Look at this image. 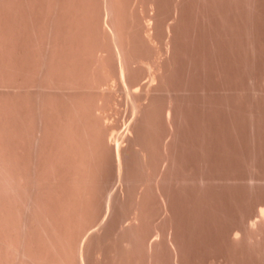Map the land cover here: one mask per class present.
<instances>
[{
  "label": "rangeland",
  "instance_id": "obj_1",
  "mask_svg": "<svg viewBox=\"0 0 264 264\" xmlns=\"http://www.w3.org/2000/svg\"><path fill=\"white\" fill-rule=\"evenodd\" d=\"M9 1V4L13 2L12 0ZM14 1L16 7L18 1ZM26 1L32 3L30 7L29 4L22 5L21 3L20 5L19 2L18 4L22 8L26 6L27 10L23 9L25 12L30 11L32 16H29V14L21 9V11L26 14V16H24L22 13V16V14L18 12L20 11V6H17L20 8L16 7L19 10L14 9L16 13L18 12V16L21 14L20 16L23 17H20L21 22L17 19L14 21V17L12 18L11 15L14 12L11 10L12 8L10 9L13 11L12 14L11 12H6L10 7H14V4L9 5L8 2L7 4L6 2L5 4L2 2V4L8 7V9L5 7L7 10L4 8V10H6L4 12L3 8L0 6V8H2L0 9V16H2V20L0 19V37L2 38V41L0 40V82L2 83L0 84L4 83L3 87L8 86L6 88L4 87L5 90H3L4 88L0 85V89L3 88L0 90V117L2 118L0 124L4 126V129L0 126V134L4 131V133L1 134L0 141L5 139L6 143H4V141L3 143L10 147L14 143L11 142L13 140L11 139V135L13 134L11 130L15 128V126L13 127L10 125L11 121H15L12 117L16 114H18L17 116L21 114L20 117L23 120L24 116L26 117L24 113L28 114L33 111L34 107L31 105L37 103L34 102V100H36L33 98L35 96H32L34 94H30L34 99L32 100L31 97L25 95L26 92L21 93L29 97L30 101L28 100V102L25 100L26 97L24 95H20V98L19 96L13 97L14 93L9 90L8 85L10 80L13 81L14 79V77L11 79V75H14L11 73L16 67H19V65L20 68L17 69H21L23 61L25 62L23 64L25 69L30 68L32 63L33 67L36 66L35 64L38 59H35L36 63L34 64V56L32 60V55L36 54L35 58H38L36 57L38 56L36 52H39V47L36 45H39V43H37L36 40L31 41V38L40 36V43L42 42L41 49H43V53H45L44 55H46L45 58L47 59L46 64L52 61L54 57H58L56 56V50L54 51V45H56L54 43L59 41L58 46L60 47L63 44L61 39L62 41L65 39V42H67L66 39L68 38V42L72 43L73 41L71 45L73 46L72 49H74V52H69L70 48L63 49L65 52L67 51L68 54L75 53V55L71 54L72 57L75 56V61L71 63V59L67 60L71 61L69 62L70 64L67 61H63L69 58L66 52V54L64 53L61 56V58L63 57L62 62H60L61 64L64 65L68 63L70 66L75 65V67H82L83 69L98 68L100 67L98 57L100 54H105L107 57V62L105 63L109 64V66L106 64L107 67L111 68V72L115 71H112L114 66L116 68V62L112 59L113 57H110V44L112 43L111 38L107 37L110 34L108 31H104L105 21H102L104 20V16L100 18L105 10V8L104 10L102 8V5L104 6V1ZM114 1L115 2L111 1L113 2L111 3L112 5L114 3H119V1L121 5L117 4V8L115 5L113 6V8L115 7L114 11L118 14V9L120 15H117L113 11L114 15L116 14L117 16V18L113 17L115 22L118 18L119 19L116 22L117 25H112H121L117 28L122 29L118 32L122 35L124 38L122 39L126 43V57L129 66L133 69L131 70V76L132 73H134L135 76H132L134 81H147L161 65L163 68L161 69L160 66V70L163 71V69H166L165 71H167V74L161 71V75L159 73V76L164 78L165 75V81H163L161 77L160 79L162 80H159L158 75L157 79L161 82L163 81V83L160 82L162 86L164 84H166L167 87L169 86L168 88L170 89H168L166 85L163 88L165 89L166 87L167 89L165 90H167V92L171 91L169 92L171 95L163 92L164 89L156 79L160 89L157 88L154 90V92H157L156 90L159 91L155 93L158 95L154 93L151 94L152 98H154L153 100L156 101L153 102L151 98L150 104V102H148L149 99H146L147 102L145 101V103H147V105L149 104V106L153 104V107H149L150 109L147 108L149 113L146 112L149 115L144 112V116L146 114L149 116V119L142 116L148 119V121H145L146 124H143L142 120H140V122L137 121L139 124L142 123L141 126L136 124L139 127H136V131L134 130V125L136 123L135 117L138 115L135 114L137 112L133 109L132 105H130L131 102L129 103L127 101L128 99H126L127 95L124 94L125 92L119 90L116 93L117 97H115V99L111 98L108 100L110 102L108 106H110L107 107L108 109L104 108L105 111L107 109L106 118H103L104 115H101L103 112V114H105V111L100 110L103 109V107L99 108V102L97 103V101L93 99L96 101V103H94L92 99L90 100L92 103L90 104L91 106L94 104V108H96L97 104L99 108L97 109V113L100 111L101 113L99 114L103 118L102 121L105 120L101 122L105 123V126H108V128L105 127L106 129L100 128L102 126L100 122L101 125L99 124V129H102L101 131H105L110 127V129L107 130V132L109 131V135L107 136H110L109 138L111 139L114 136L116 138V135L120 134L122 130H127L126 126L129 128V131L131 127H133L135 132L131 130L132 132H129L127 136L132 134L137 144L134 143V145V139L131 138V140L130 137H127L125 139L126 143L123 144L124 146H128V150L124 149V152H127L126 156L124 153L125 159H127V170H124L126 174H123V181H119L117 177V161H115L114 152H111L113 150L108 148L110 153L104 150L103 156L100 157L105 160H101L98 156H94L96 152L93 155V157H95V159L92 160V169L94 168V171L91 170L94 175V179L92 175V181L94 180L93 183L91 181L93 190L91 191L92 195H88V197L91 198L87 197V200L91 199V203H89L91 207H87L91 210L88 212L85 208V204L89 201H85L86 203L80 202L81 208L85 211L82 210V212L80 210L82 215L80 213L78 214L79 218L82 216V220L80 219L81 223H79V218H77L79 221H76V224H79V227H76L79 229L76 230V228H74L69 232L70 235L73 232L71 235L72 237L69 235L71 241H73L72 243L74 244L75 241V239H72L74 238V234L76 238L79 236L76 240L79 242L82 238H85L82 236V233L84 231L86 232L87 227L95 226L94 228L92 227L90 231L93 232L92 230L95 229L94 232H96V230H99L91 234L92 239L90 240L89 238L88 240V243L91 241V243H89L90 248L87 247L90 264H264V216L260 213L262 208H264V0ZM23 3L25 4V1ZM101 11H103V14ZM1 12L3 14L5 12L7 14L10 13L11 17L8 19V15L5 18ZM99 12H101V16L98 14ZM27 16L29 17L27 18ZM12 21H14V23ZM115 22H113L112 19L109 23ZM17 25H19L21 29L19 26L17 27ZM22 30L23 34L21 35ZM18 31L20 34H17L19 33ZM65 35L67 36L66 38L64 37ZM17 36H21L19 38L20 40L17 42L19 44L17 50L18 54L14 51V47H17L16 41H13ZM48 36H51V38ZM53 36H55L54 40L58 37L56 42L53 40ZM84 36H86V38H84ZM69 38H72V41H69ZM15 40H18V38H15ZM34 41L36 45L33 44ZM50 43L54 45L51 47ZM69 44H65L64 46L68 48ZM58 46H55V48ZM34 50H36L35 54H33ZM51 51H54L53 54L55 53L53 58L51 57ZM14 52L18 58H16L17 56L15 57ZM60 53L62 52H58V54ZM63 55H66L67 58ZM49 58H51V60H49ZM17 59L19 60V65ZM14 60L15 64L17 62L18 65L15 66V69H13L14 67L12 66L15 65L13 63ZM25 60H27V63H30V67ZM56 60H58V58H56ZM56 60L53 59L54 62H51L53 66L58 63L55 62ZM20 61L22 64H20ZM60 63L57 65L60 66ZM25 69L22 72H26ZM158 71L159 69H157V72ZM22 74L21 77L23 79ZM95 77L94 79L92 78L91 81L100 83L109 82L108 85L111 83L110 80L107 82L104 76L98 75V77ZM150 79H152V77ZM161 89H163L162 92ZM159 95L161 98H159ZM167 96L169 99L170 97L172 98V101L170 99L172 103ZM19 101L24 102H20L19 104ZM26 102L29 104L24 105ZM15 103H17V105ZM18 104L21 106L18 107ZM15 105L17 106V111L14 108L16 107ZM106 105L107 103H104L103 106L106 107ZM172 105L175 106H173L175 109L172 108ZM6 107L7 109H12L13 113L11 110H4ZM21 107H23V111L28 110V112L20 111ZM31 107H33V109ZM28 108H31V110ZM166 108H168V112ZM172 109L175 110V112L171 111ZM6 110L13 115L10 117L9 113L10 119L7 116L8 112L5 114ZM14 111L17 113H14ZM34 112H36V110ZM34 112L31 114L34 115ZM170 112H172V116L175 114V118L173 117L172 119L173 124L175 121V124H172L174 127H171V123L167 125L168 120H165L168 119L167 114ZM93 113H95V111ZM97 113H95L96 116L95 114L92 116L98 117ZM23 114L24 116L22 118ZM31 114L29 113V116ZM2 116H4V118ZM92 116L91 118L94 119ZM28 118L30 119V117ZM53 118L55 119L57 116ZM32 119H37V122L34 121L36 122L35 124L32 123L33 121L30 122V126L29 123H25L26 121L28 122L27 118L23 120H26L25 122L21 121L25 123L23 125V130L25 129L24 131L27 133H24L22 130V126L20 125L21 122L18 123L19 125L12 122L16 124V128L18 126V129L15 130L18 136L21 130L23 131L22 138L25 141V143H23L25 152L19 153L22 156L25 154L30 156L32 154L31 151L34 153L31 146L33 142L32 137L35 134L37 135L35 128L38 126L39 117L34 119L32 116ZM96 119L97 118H95V120ZM57 120L54 121L50 119V122L53 121L54 123H51L52 129H56L55 124H61L59 123L60 120ZM131 120L135 121L134 125ZM1 121H3V124ZM128 123L129 125H127ZM19 126L21 130H19ZM169 126L174 130L172 131ZM58 127L60 126H57V128ZM169 128L173 132L172 135L171 132H169ZM52 131L53 130H51L50 133L54 134ZM119 131L120 133H118ZM34 132L35 134L33 135ZM58 132L56 131V133ZM2 135H5V138H2ZM14 135H16V133H14ZM36 135L33 137L34 140L37 137ZM111 135H113V137H111ZM13 138H15L13 141H17V135L16 137L13 136ZM128 138L130 141H128ZM18 139L20 138L18 137ZM168 139L171 141V146ZM52 140L53 139L50 140V147L53 145V143H51ZM22 142H20L21 147ZM167 142L170 146L169 152L172 150L169 154V158L167 156L168 151L167 155L165 153V148L169 147L165 144ZM3 143L1 142L0 144L2 148L4 147ZM46 143V145H48V142ZM55 143L54 146L56 145ZM129 143L130 145H128ZM33 144L35 145V142ZM43 146H45V144ZM54 146H52V148H55L54 150L59 148L58 144L57 147ZM10 147L3 148L6 149L4 153L6 155L9 154V156H7L8 158L13 156V154L10 155L9 153ZM13 147L11 149L14 151ZM141 148H144L143 151L145 152L142 151L143 154ZM7 150L9 151L8 153H6ZM47 150H44L45 154H48L47 152L49 150ZM13 151L11 153L15 152ZM37 151L38 150H35L36 153H38ZM34 155L32 154V156ZM145 155L148 157L146 158L148 162L143 158ZM165 155L168 159H172L171 162L169 160V163H167L168 160H165L167 159ZM36 156L37 155H35V157ZM31 157L29 158L34 160V158ZM23 158L24 161L29 159H27L26 156ZM37 160L39 159L37 158ZM163 160L166 162L164 161L165 163H163ZM29 161L30 163H28L31 164V160ZM61 163H59V166ZM147 163L149 167H147L148 165L146 166ZM125 164L126 162L124 161V167L126 166ZM165 164L166 169L164 168ZM27 166L29 165L27 164ZM30 167L28 168L32 169V167ZM61 167V175L57 172L59 177H62V171H64V174L65 171H68L67 174L72 175L74 170L69 172L70 170H66L65 166H63L65 170ZM68 167L70 166L68 165ZM163 168L165 171H162ZM26 169L25 171H27ZM56 169H58V166ZM67 169H71V167ZM47 172L50 174L52 173V171L42 170L41 175L44 176L43 179H47L46 181L50 182L49 180L52 181L50 178H53V175H49L51 176L49 178L48 175L46 176V174H48ZM160 172L161 177L159 175ZM55 177L54 179L58 180L61 178ZM75 177L73 176V178ZM159 177L163 181H160L158 179ZM68 180L71 179L68 178ZM62 181L64 182L65 180L62 179ZM54 182L55 184L58 183L57 180H54ZM160 182H162L161 186H157ZM65 183L66 182L62 185L64 186ZM91 183L88 191L91 188ZM67 186L65 185L64 187ZM157 187H160V189L158 190ZM63 188L61 187L62 190H60V192L62 191V194L60 193L61 199H64L65 196L68 195V192L70 193L69 190L68 192L63 191ZM63 192H67L64 193L67 195L64 196ZM91 192L89 191V194ZM160 194H162V196ZM47 196V198L45 197L46 199L43 198V201L49 200L48 198H50L51 201L54 200L53 198L51 199L52 195L50 197L49 195ZM55 196L53 193V197ZM67 197L65 199H67ZM109 197L112 199V203L110 206L111 210L109 209L108 212L106 211L108 210L106 206L108 203L107 200L110 199ZM162 198H164V200L167 199V202H164ZM55 199L57 200L59 198L55 197ZM58 201L60 202V200ZM63 201L65 202L66 200ZM63 201L61 200V202ZM53 202L49 205L47 201L48 205L45 204V202L43 206L47 205L52 207ZM59 202L55 201L54 205ZM59 205L61 204L59 203L57 206ZM77 205L80 209L79 204ZM165 206H167L168 209H166ZM54 207L55 206H53L52 209ZM59 209L57 208V210ZM43 210V213L38 212L37 217H39V219L36 217L37 220L43 222L46 218L45 221H52L49 217L53 216V210L50 209L51 213H49L52 215L50 216L48 213V219L45 209ZM57 210L55 212H57ZM48 211L47 209V212ZM14 212L15 211H13V213ZM36 214H33V216L35 217ZM11 216H13V214ZM16 216L15 213L13 221L17 220ZM33 216L31 215L32 218L30 217L31 221L35 219ZM40 216L45 217L44 219H40ZM60 216L58 217V214L55 216L56 220L50 222L51 226L53 223L55 225V222H58V218L59 222L61 221ZM53 218L54 216L52 219ZM103 218L104 220H102ZM37 220L35 219V223L33 224H37ZM101 221L103 222L102 224L100 223ZM46 223H48V221H46ZM33 224L31 225V229L34 226V229H32L34 231L38 229L36 228L38 226ZM41 224L44 225V223H39V225ZM60 224H58V226ZM53 226L50 228L49 224H45V229H52ZM61 228V230H59L60 233L66 232L62 231L64 229L66 230L65 225ZM43 230L44 228L42 227L41 231L45 234ZM78 230L79 235L76 233ZM33 231H31L32 235L30 234L31 241L36 244L35 240L39 237L37 244L41 243L43 246L48 243V239L45 240V238L48 237V232H52L51 234H53V230L47 231V235L45 234L46 236L39 231L42 240L44 238V241H42L40 236H36L37 238H35L37 231L34 232L35 234L33 236ZM84 234L85 233H83V235ZM61 235L63 236L65 234ZM155 238L159 239L156 240ZM153 239H155V242H153ZM170 239H172V242ZM45 241H47V243ZM149 242L152 244L151 246L148 245L150 244ZM49 244H47L45 248L48 249L50 247ZM73 244H71V246H73ZM153 245L154 247H152ZM61 246H58V248H61ZM60 248L59 250H61ZM50 250H52L51 247ZM63 251H57L59 253L56 256L51 252H49V254L51 253V255L53 254V256L59 257ZM63 254H65V252Z\"/></svg>",
  "mask_w": 264,
  "mask_h": 264
},
{
  "label": "bare ground",
  "instance_id": "obj_2",
  "mask_svg": "<svg viewBox=\"0 0 264 264\" xmlns=\"http://www.w3.org/2000/svg\"><path fill=\"white\" fill-rule=\"evenodd\" d=\"M8 1H6V0L4 1L3 0V1L0 2V6L3 8V12L8 9V7L6 5H4L5 2L7 4ZM12 1H11L12 3H10V4H9V2H10L9 1L8 4L9 5H11V4L13 5L15 3V1L14 0H12ZM17 1L19 2L20 5H21V3H22V5L29 4V7H30V4H32V3L27 2L26 0H24L25 4L23 3L24 1L16 0V2ZM102 1H104L103 4L105 6L104 7L102 5L103 10L105 8L104 14H103V11H101L102 14H103L102 16L100 15L101 12H99L98 14L101 16V17L99 16L100 18H102L104 16L103 17L104 20H102L103 22L105 21L104 22V31H108L109 34H110L107 37L111 38V43H112V44H110V46L112 47V48L110 47V53H111L110 57H113L112 59L114 60V62H116V68L114 66L113 67L114 69L112 70V71L115 70L114 72H111V68L109 67L110 68L109 69L107 67V65L109 66V64L105 63V62H107V57L105 56V54H100L99 55L98 61L100 62V67H98V68H93V69L92 68H88V69L84 68L83 69L82 67H80V68L75 67V65L74 66L73 65L72 66L68 65L69 62L72 61L71 63H74V61H75V58H74L75 56L72 57V55H75V53H69L70 54L69 55L68 52L66 51L67 52V54H66V52L64 50V49H69L70 48L69 52H74V49H72L73 46L71 45V44H73L72 38L71 39L69 38V41H72V43L68 42V38L66 39L68 44L70 43L69 46H71V47L68 46V48H66V46H64L65 44L68 45L67 42H65V39H63V41L61 39V42L63 43L61 45L62 46V48H61V46L60 47L58 46V44H59L58 43L59 41H57L58 37H56V40H54L55 36H53V40L55 42L57 41L56 43H54L56 45L50 43V46L52 47V45H54V51L56 50L55 51L56 52V56H58V57H54V55H55V53L53 54L54 51H51L52 52L51 57L52 58L54 57L53 59H55V60H56V58H58V60H56L55 62L56 63L57 62L60 63L63 60V57L61 58V56H62V54L65 53L69 58H67L66 55H63L65 58H67L66 60L64 59L63 61L66 62L67 60L71 59V61H67L68 63H65L64 65L60 63V66H58L57 65L58 63H57V64H55L53 66V64L51 63L53 61V59H52V61L49 62L52 65V67H51V65L49 63L46 64L47 59L45 58L46 55H44L45 53H43V49H41L42 48L41 47L42 42L40 43V36L39 37L38 36L37 37H33L34 39L31 38V41L32 40H36V42L39 43V45L38 44L36 45V42L35 41L33 42V44H35L36 46L39 47L38 48L39 52H36V50L33 51V54H35V52L38 53V56H36L38 58H35L36 54L32 55V60H33V56H34V60H33L34 64L37 62L35 64L36 66L33 67L32 66L33 65L32 62H31L32 64L30 65V63H27V60H25L27 65L31 66V67L29 66L30 68L25 69V67L23 65L25 62L23 61V64H22V62L20 61L21 62L20 64H22L21 65L22 66L21 69H23V67H24V69L26 70V72H22V71H24V69L23 70L17 69V68H20L19 60L17 59L19 67H16V69H15V66L17 65V62L15 64V60L16 59L13 62L15 65H12V66L14 67L13 69H15V70L13 71L14 73L12 72L11 74H14L15 76L11 75V79L13 77H14V79H13V81L10 80V83H12V84H10V83L8 84L9 85V90L14 93L13 97H18L19 96V98H20V95L21 96L24 95V94H21L22 92H26L25 95H28L31 98H32V96H35L33 98L36 99V100H34L33 98H32V100H34V102H37L36 103L37 105L34 103V105H31V106L34 107V109L36 110L37 113L34 112L35 110L33 109V107H31L33 109V111H31L29 113L31 114V113L34 112L35 117H34L33 114H31L29 116V113L28 114L24 113L26 115V117L23 114L22 118L24 116V119L27 118L28 122L26 120H25L26 121L25 122V121H23L24 119L23 120L21 119L20 112H19L20 116H17L18 114H16V115L14 114L15 116H13L11 114L12 109H7V107L4 108V110L5 109H7L9 111L11 110V112H8L6 110L5 114L8 112V114H7L8 117H9V113H10V117L13 116L12 119L15 120V121H11L10 120L11 122L10 121L9 122H10L11 126H13V127L15 126L14 129L11 127L12 130H14V131L18 129V126L16 128V124H13L12 122L17 123V125H19L18 123L23 121L25 123H29V126H30V124H31L30 122L33 121L32 123L35 124L37 122L36 121L37 120L36 117L37 118L39 117V119H38L39 123H37L39 127L37 126L38 129L35 128L37 130V131L35 130V132H37V135L35 134V132L33 133V135L35 134L37 137L34 140L33 137H35V135L34 136L32 135L33 136L32 137V141L33 142H32V145H31L33 150H34L35 155L38 156V157L37 156L36 157L39 160H37V158L35 157L33 151H31L32 150L31 147H30L31 148L30 151H31V153L34 156H32V154L30 156H28L26 154L22 156V155L19 154L20 152L21 153L25 152V149H24L25 146H23L24 145L23 143H25V141L22 138L23 137L22 132L25 130V129L23 130V127H24L23 125L25 123H22V122H21L22 124L20 123V125L22 126L21 128H22L23 131L20 129V126H19V130H21V133H19V136H18V133L16 131L14 132V131L11 130V133H13L11 135V137H12L11 139L14 140L15 138H13V136L16 137V135H17V138H16L17 141H13L12 140L11 142H14V143L11 145V147L9 145L4 144V143H6L5 139H3L4 143H3L2 140L0 141V144H1V142L4 144L3 148H5V147L9 148L10 147V150H9L10 152L7 150L6 153L9 152L10 155L13 154V156L9 157L10 158L9 159L7 157V156H9V154L6 155L4 153L6 149H3L1 147V145H0V264H90V261L88 260L89 251H88L87 247L90 248V246H89L90 244L89 243H91V241H89V243H88V240H89V238L91 240L92 239L91 238L92 237L91 234L92 233L93 234L96 233L99 229L96 228V229H98V230H96V232H94L95 229L92 230L93 232H91L90 229L93 226L92 227L90 226L89 228L87 227L86 232L85 231L83 232L85 234L83 235V233H82V236L85 237V238L81 239V237H80L81 240L79 239L80 240L79 242L76 241L77 238H79V236H77V238H76V235L74 234V238H72V239H75L74 244L72 243L73 241H71V237H72L71 235L73 234V232L71 233V235H70L69 232L72 231L74 228H76V230L79 229V228L76 227V226L79 225V224H76V221H79L80 219L82 220V216L79 218V215H78L80 213V210L81 211L83 210L81 208V206H80L81 203H86L85 201H89L88 203L85 204V206H86L85 208L88 210V212L91 210V209H88L89 207H91L89 205V203H91V199L87 200V197H88V195H92L91 191L93 190L92 183H93L94 180L92 181V175H93L94 168L92 169V167H93L92 160L95 159V157H93V155L96 152V154L94 156H98L101 159L100 156H103L104 150H105V152H109L110 150H113L111 152H114V155H115V158H116L115 161H117V165H116L117 166L116 169L118 170L117 177L119 178V181L120 180L123 181L124 180L123 177L126 174L124 172L127 170V168H126L127 167V161H126L127 159H125L126 158L125 156H126L127 152H124L125 151L124 149L128 148V146H124L123 144L126 143L125 139L127 137H130V139L134 137L132 134H129L128 136H127V134L129 132H132V131L135 132L136 131L135 129L139 128L138 126H141L142 122H143V124L144 123L146 124L145 121L146 120L148 121V119H149L148 118L149 116L146 115V114L149 113L147 108L150 109L151 107H153V104H152V106L151 105L149 106V104L147 105V103H145V101L147 102L146 99H149L148 102H150V99L152 98L151 94L152 93L155 94V93L159 92L158 90H156L157 92H154V90L157 89V88L160 89L158 87L159 84L157 83V81L160 83L161 81H159V80H162V79H160L161 76H159V73L161 75V71H162V70H160V66L161 65L157 68V69H159L160 72L159 71L157 72V69H156V72L154 71L155 73L154 72H153L154 74L152 73L154 75V76L153 75L151 76L152 79H150L151 78L150 77L149 78L150 80L149 79H147V81L143 80L144 82H140V81L137 82V80L134 81L132 76H135V75H134V73H132V76H131V72H132L131 70H133V69L129 66V63H128V60H127V57H126V43H125V41H123L124 38L122 37V35L119 34V32H118V31L122 30V29H118L119 26H121V25L119 24V26H113V25H117L116 22L119 19L118 18L116 20V22H115V19L113 17L117 18V16H116L117 13L114 10H115V7L117 8L118 5H121V4H119L121 2L119 1V3H116V4L114 3L112 5L111 3L115 2L114 0H111L113 2H111L110 0H102ZM2 2H4V4H2ZM18 2H17V6H20L18 4ZM116 2H118V1H116ZM15 5L16 4H14V7H15ZM114 5H115V7L113 8ZM14 7L13 6L10 7L9 10L6 11V12H11V14H12L14 9L19 10L17 8H20L21 6L17 7V8L16 7L14 8ZM2 8H0V9H2ZM4 8L6 10H4ZM23 8L21 7L20 11ZM26 8L27 7L25 6L24 9H26ZM111 8H113V9H111ZM10 9L13 10V11H11ZM24 9L22 11L25 12ZM20 11H18V12L21 13V14L22 13L24 14V12H22V11L20 12ZM113 11L116 13L115 15H114ZM117 11H118V14H119V10L118 9H117ZM6 12L4 14H7ZM18 12L16 13V11H14L11 16H12V18L14 17L13 18L14 21L17 19L19 22H21L20 21V17L23 18L22 17L23 14H22V16H20L21 14L18 16L17 15ZM25 13L29 14V16L30 15L32 16V13L30 14V11L29 12H25ZM4 14L2 13L3 17L5 16V18L8 15H9L8 19L11 17L10 13H8L7 15H4ZM24 16H26V14H24ZM29 16H27V18ZM1 17L2 16H0V19H1ZM24 19H21V20H24ZM112 19H113V22H115V23H109L110 21H112ZM14 21H12V22L14 23ZM15 23H17V22H15ZM18 26L19 25H17V27ZM19 28H20V26H19ZM120 28H122V27H120ZM17 34H20V32L17 33ZM22 34H23V30L21 31V35ZM24 34H25V32H24ZM18 36L15 37V38H18V40H15V38L13 39V41L14 42L16 41V44H17V47H16L17 49L14 47V51L16 52V54H18L17 50H18V45H19L17 42L20 40L19 38L21 37V36L20 37H18ZM48 37L51 38V36H48ZM64 37L66 38L67 36L65 35ZM104 37H106V36H104ZM36 38L37 39L39 38L38 41H37ZM84 38H86V36H84ZM0 40L2 41L1 37H0ZM14 42H13V44H14ZM64 42H65V44H64ZM16 44H15V46H16ZM55 46H58V47H56L58 49V51L55 48ZM51 50H52V48H51ZM62 50H64V51H62ZM60 51L62 53L58 54V52H60ZM15 52H14V55H15ZM16 56L17 55H15V57ZM16 58H18V56ZM35 59L36 60L38 59V60L36 61ZM49 60H51V58H49ZM139 61H141V60H139ZM28 62H29V60H28ZM32 67H33V70H32ZM162 68H163V66H161V69ZM29 69H30V71H29ZM165 70L163 69L162 72L164 74H167V71H165ZM22 73H24V74H22ZM156 73H158V74H156ZM21 74L23 75V79L21 77ZM164 74H162V75H164ZM98 75L106 77L107 82H108V80H110L111 83L108 85L109 82L108 83H100V82H97V81H91L92 78L94 79V77L95 76L98 77ZM157 75H158V79L159 80L157 79ZM131 77H132V79H131ZM161 78H163V77H161ZM164 78H165V75H164ZM164 78H163V81H165ZM156 79H157V81H156ZM163 81L161 83H163ZM0 83H2V82H0ZM106 84H107V87H106ZM0 85L3 87L4 83L0 84ZM165 85L166 84H164L162 86V84H161L160 86L163 88ZM4 87L6 88L8 86H4ZM166 87H167V85H166ZM166 87H165V89H167L169 86L167 88ZM5 88L3 90H5ZM2 89H0V90H2ZM163 89H161V92H162ZM165 89H164L163 92H166L167 94L169 92H171V91L167 92V90H165ZM168 89H170V88H168ZM119 90L121 92H125L124 94L127 95V97H128L127 98L125 96L126 99H128L127 101L129 103L131 102L130 105H132L133 109L137 113H135L134 110H133V112L136 115H138V116L135 117V114L133 113L134 114L133 116L136 118V120H135L136 123H135V121L131 120V122L133 121L132 122L133 125L135 123V125H134L135 126V128H134L135 131L133 130V127H131L132 131L131 130L129 131L128 130L129 128L126 126L127 130L124 128L125 130H122L121 133H120V131L118 132L120 134L116 135L117 136L116 138H115V136L113 137V135H111V137H113V138L110 139L109 138L110 136L109 137L107 136V135H109V133H108L109 131L107 132V130H109L110 127H109V129L105 130L106 128H108V126L107 125L105 126V123H102L105 120L104 121H102V120H103L104 117L106 118V112H107V109H108L107 107L110 106V105L108 106V104H110V102L108 100H110L111 98L115 99V97H117L116 93ZM30 94L31 95L34 94V95L30 96ZM155 95H158V94H155ZM28 96H25L26 98H28V99L25 98V100H27V102H28V100L30 101ZM156 97H155V99H156ZM165 97H166V94H165ZM159 98H161L160 95H159ZM167 98H168V96H167ZM91 99L92 100L93 99L96 100L97 103L99 102L98 103L99 108L103 107V109H100V110H102V111L104 110L105 111L104 108H107L106 111H105V114H103L104 112L101 114L102 116L104 115L103 118L99 114V113H101L100 111L97 113V109H99L97 107V104H96V108H94L95 106L93 107L94 104L91 106V104H92L91 101H90ZM153 99L154 98H152V101L155 102L156 100L154 101ZM170 99L172 101L171 97H170ZM170 99H169V101H170ZM94 100H93V102L96 103V101H94ZM157 100H158V98H157ZM20 102H24V101H19V104H20ZM27 102L25 104L24 103L23 104L24 105L29 104ZM17 103H15V104L17 105ZM104 103H107L106 107L103 106ZM19 104H18V107L21 106V105L19 106ZM30 104H31V102H30ZM150 104H151V102H150ZM173 104H174V102H173ZM168 106H170V105H168ZM173 106L174 105H172V108L175 109L174 108L175 106L174 107ZM3 107H4V105H3ZM14 108L16 109L17 106L14 107ZM31 108H28V109L31 110ZM22 109H23V107H21L20 111H23L25 109V106H24V109L23 110ZM167 109L168 108H166V110ZM169 109H171V108H169ZM173 109L171 111L175 112V110H173ZM17 110L18 109H16V111ZM26 111L28 112V110H26ZM26 111H23V112H26ZM94 111H95V113H97L99 118L95 117L96 114L93 113ZM50 112L52 113V115H51ZM144 112L146 113L145 116H144ZM167 112H168V110H167ZM14 113H17V112L14 111ZM49 113H50L51 117L49 116ZM92 113L95 114L94 117L92 116L93 115ZM171 113L172 112H170L168 114L166 113L167 116H168V119H165V118L164 119L166 121L168 120L167 125H169V123H171L170 124L171 127H174V126H172V124H173V122H172L173 120L172 119H173L175 114L173 113L174 115L172 116ZM32 116L36 120H33ZM55 116H57V118L54 119L53 117H55ZM91 116L94 119H92ZM142 116L147 117L148 119L147 118L145 119ZM2 117L4 118V116H2ZM10 117H9V119H10ZM17 117H19V118H17ZM28 117H30V119ZM95 118H97V119L95 120ZM135 118H133V119H135ZM17 119H18V121H17ZM50 119L54 120V121L57 120V119H58L57 121L60 120V122H59V123H61L60 125L58 124V122H57L58 125L55 124V128L57 130L56 129H52V124H54V123H53V121L50 122ZM0 120H2L1 117H0ZM140 120H142V122L140 124L137 123V121L140 122ZM34 121H36V122H34ZM100 122L102 123V126L100 128H105L106 127L105 129H103L105 131H101L102 129H99ZM1 123L3 124V121H1ZM136 124L137 125L139 124V125L137 126ZM174 124H175V121H174ZM127 125H129V123ZM0 126H1V128L3 127V129H4L3 125L0 124ZM57 126H60V127H58L59 129L57 128ZM171 129H170L169 132H171V135H172L173 134L172 131L174 129H172V131H171ZM51 130H53L52 133H54V134L50 133ZM55 130L57 132L59 130L60 131L58 133H56ZM25 132L26 131H24V133ZM3 133H4V131H3ZM3 133H1V134H3ZM14 133H16V135H14ZM1 134H0V139H1ZM20 134H21V136H20ZM2 136H3L2 138H5V135H2ZM18 137L20 139H18ZM24 138H25V136H24ZM51 139H53L51 141V143H53L52 146H54L55 141H56V143H55L56 147H57V144H58L59 148H56V150L58 149L57 151L54 150L55 148H52V146L50 147L49 144H50V140ZM130 139L128 141H130ZM22 141H24V142H22ZM128 141H127V143H128ZM134 141H133V144L136 143V139H134ZM20 142H22L21 143L22 147L20 145ZM34 142H35V145H36V149H35V145L33 144ZM46 142H48V145H46L47 144ZM168 142L170 143V146H171V141H169V139H168ZM168 142L165 143L167 146H169ZM44 144H45V146H43ZM13 145H14V147H13ZM29 145H30V143H29ZM128 145H130V143ZM131 146H132V141H131ZM170 146L165 148L166 149L165 150L166 155H167V151H168V155H167L168 158H169V154L172 152V150H170V152H169ZM12 147H13L15 152L11 149ZM20 147H21V150H20ZM47 148H48L49 151L51 149V151H50L51 155H50V152L47 150ZM105 148H107V149L109 148L110 150L108 149V151H107V149H105ZM141 149H142L141 150V152H142L144 148H141ZM22 150H24V151H22ZM35 150H38L37 151L38 153H36ZM44 150L45 151L47 150L48 154H45ZM12 151L14 153H11ZM26 151H27V148H26ZM53 151H54V154H53ZM143 152H145V151H143ZM143 152H142V154H143ZM124 153H125V156H124ZM106 154H108V153H106ZM48 155L51 156V157H49ZM166 155H165V158H167ZM24 156H26L27 159L32 156L31 158H34L35 161L33 159L29 158L28 160H25L27 162L26 163L23 160ZM104 157H105V155H104ZM143 158L145 160H147L146 158H148V157H147V155H145V157H143ZM168 158L165 159V160H168L167 163H169V160H170V162L172 160V159H168ZM29 160H31V164H29L30 163ZM101 160H105V159H101ZM165 160H163V163L166 162ZM124 161L126 162V164H125L126 166L125 167H124ZM61 162L63 163V165H62ZM147 162H148V160H147ZM59 163H61L60 166H59ZM91 163H92V166H91ZM27 164L29 166H27ZM166 164L164 166L165 169H166ZM68 165L71 167V169H67V168H70V167H68ZM147 165H148V163L146 164V166ZM167 165H169V164H167ZM24 166L25 167L27 166L26 167L27 169ZM30 166L32 167V169L28 168ZM57 166H58V169H56ZM63 166L66 167V170H70L69 172L74 170L72 172V175L76 173L73 176L74 177L78 176V177L73 178L72 175H68L67 174L68 171H65V174H64V171H62V177L60 176L61 177L60 178L57 175V172H59L58 174L61 175L60 174V171H61L60 167L65 170V167H63ZM147 167H149V165ZM164 168L162 169V171H165ZM25 169L27 171H25ZM147 169H149V168H147ZM28 170H30V171H28ZM42 170L50 171V172L52 171L51 174L53 175V178L51 177L52 175L49 172H47L48 174H46V176L48 175L49 178L51 177L50 179H52L53 182L51 180H49L50 182H48V181H46L47 179L46 180L43 179L44 176L41 175ZM91 170H93V171H91ZM162 174H163V172H162ZM49 175H51V176H49ZM64 175H65V177H64ZM159 175L161 177V172H160ZM159 175H157V176H159ZM55 176L57 178L58 177L60 178L59 180L61 181V183H60V181L58 179H54ZM71 176H72V178H71ZM160 177L158 179L160 181H163V180H161ZM68 178L71 179V180H68ZM62 179L65 180L64 182L67 183V184L65 183L66 186L68 185L67 187H64L65 185L64 186L62 185L64 183L62 181ZM93 179H94V175H93ZM54 180H57L58 183L55 184ZM67 181H69V182H67ZM91 181H92V183H91ZM90 183H91V188L89 189V191L91 193L89 194L88 188L90 186ZM161 183L162 182H160L159 183L160 185L158 184L157 186H161ZM61 187L62 188L64 187L63 191H67V192H68V190L70 191V193L69 192L68 193L67 192H63V194L64 193L68 194V195L64 194V196L65 195L68 196V197L65 196V198L67 197V199H65L63 195L62 196H63L64 199H61V194H62V191L60 192V190H62ZM68 188H70L71 190L68 189ZM157 188H158V190L160 189V187H157ZM57 189L59 190V192H58ZM142 189H143V187H142ZM50 192H53L54 196L57 194L55 197L59 198V199L56 200L55 197H53V193H50ZM55 192H56V194H55ZM47 195H49V197L52 195L51 199L52 198L54 199L53 200L54 202H53V201L50 200V198H48L49 200H47V201L49 202V205H51V202H53L52 207L55 206L54 208L56 210H57V208L58 209L60 208L59 210H57V212H55L56 210L54 208L52 209L51 206H50L51 208L49 206H47L48 205L47 201H45V200L43 201V198H45V197L47 198L48 197ZM160 195L162 196V194H160ZM58 196H60V197H58ZM163 197H165V196H163ZM88 198H91V197H88ZM111 198L107 200L108 203L106 202L107 203L106 207L108 208V210H106V211H108V212H109V209H110V206H111V203H112V199ZM58 200H60V202ZM61 200L62 201L63 200H66V201L68 200V201L67 202L66 201L65 202L64 201L61 202ZM162 200H164V198H162ZM166 200H164V202H167ZM55 201L59 202L61 205L57 206L59 203L54 205ZM44 203L47 204V205L43 206V205H45ZM77 204H79L80 209H79V207H77L78 206ZM56 206H57V208H56ZM165 207H166V209H168L167 206H165ZM49 208L51 210H53V216H54L53 219H52L53 216L49 217V215L51 213ZM77 208L79 209V212H78ZM43 209H45V212L47 213V215L50 212L48 216L46 215L47 219H48V217H49V219L51 218L50 220H52V221H50V222H54L56 220L55 216H57V214H58V217L61 215L60 216L61 221L59 222V218L57 217L58 218L57 219L58 222H55L57 225L56 224L54 225V223H53L54 226L52 225L53 226L52 229H50L52 226H51L49 220H46V221H48V223H46V221H45L46 218L44 219L45 216L44 217L40 216V219L43 218L45 222L44 221L43 222H39L37 220V218L39 219V217H37L38 216V212L43 213L42 212V211H44ZM47 209L49 210L48 212H47ZM263 209L264 208H262V210L260 211L262 216H264V210ZM13 211H15V212L13 213ZM83 211H85V210H83ZM15 213L17 215L16 216L17 220L13 221V219L15 218V217L13 218ZM59 213H60V215H59ZM12 214H13V216H11ZM33 214H36L35 217L33 216ZM31 215L37 220V222H36L37 224H33V223H35L34 222L35 219H32V221H33L32 222L31 221V218H32ZM39 215H41V214H39ZM28 216H29V218H28ZM11 217H12V221L13 222L11 221ZM77 218H79V220ZM29 219H30V221L32 222L33 225H37L38 226V227H36L38 229H35L33 231L32 229H34V226L31 229V225L32 224L30 225L31 222L29 221ZM81 220H80L79 223H81ZM102 220H104V218ZM38 222L39 223H44V225L41 224V225H43V226H41V225H39ZM60 223L61 224L63 223L62 224L63 226L65 225L66 230L64 229L62 231H66V232L60 233L59 230L63 229V228H61L63 226ZM100 223L102 224L103 222L101 221ZM45 224H49L50 225L49 230L50 231L53 230V234H51L52 232H48L49 234L47 235V231H49V230L45 229ZM58 224H60L59 225L60 227L58 226ZM39 226H41V227H39ZM56 226H58V227H56ZM100 226H103V225H100ZM42 227L44 228L43 231L48 236V237L45 238V240L48 239V243H47V241H45V242L47 244L50 243L49 246L52 248V250H50L49 246H48L49 247L48 249L45 248V246H47L46 243H45L46 245H44V246H43V244L41 245V243L37 244V241H38V238H39L38 236H40V232H41V234H44L41 231ZM57 228H59V229H57ZM31 231H33V236L35 234L34 232L37 231V234L35 235V238L38 237L35 240L37 245L34 244L31 241V237H30L32 235ZM76 233H78L77 235H79V230ZM61 234H65V235L62 236ZM69 235L71 237H69ZM80 236H81V234H80ZM32 238L35 239L34 237H32ZM155 239L157 240L159 238H155ZM155 239H153V242H155ZM41 240H42V237H41ZM42 241H44V238H43ZM170 241L172 242V239H170ZM151 243H152V241H151ZM151 243L148 244V245L151 246L152 245ZM71 244H73V246H71ZM154 245L152 247H154ZM58 246H61V248L59 247L61 250H59ZM52 251H55V252H52ZM57 251H60V252L63 251V253L65 252V254L62 253V254H60L59 257L58 256L55 257L59 253ZM49 252L54 253L55 256H53V254L51 255V253L49 254ZM71 258H72V260H71Z\"/></svg>",
  "mask_w": 264,
  "mask_h": 264
}]
</instances>
